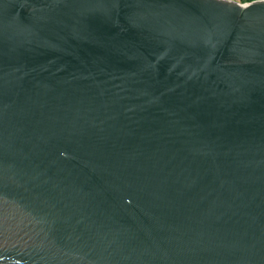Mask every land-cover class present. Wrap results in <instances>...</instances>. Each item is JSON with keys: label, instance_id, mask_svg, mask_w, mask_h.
<instances>
[{"label": "water", "instance_id": "water-1", "mask_svg": "<svg viewBox=\"0 0 264 264\" xmlns=\"http://www.w3.org/2000/svg\"><path fill=\"white\" fill-rule=\"evenodd\" d=\"M0 264H264V0H0Z\"/></svg>", "mask_w": 264, "mask_h": 264}, {"label": "rangeland", "instance_id": "rangeland-1", "mask_svg": "<svg viewBox=\"0 0 264 264\" xmlns=\"http://www.w3.org/2000/svg\"><path fill=\"white\" fill-rule=\"evenodd\" d=\"M232 1H234L236 3H239V4H246V3H248V2H246L247 0H232Z\"/></svg>", "mask_w": 264, "mask_h": 264}, {"label": "trees", "instance_id": "trees-1", "mask_svg": "<svg viewBox=\"0 0 264 264\" xmlns=\"http://www.w3.org/2000/svg\"><path fill=\"white\" fill-rule=\"evenodd\" d=\"M251 1H253V0H247L246 2H251ZM245 2V1H244Z\"/></svg>", "mask_w": 264, "mask_h": 264}, {"label": "built area", "instance_id": "built-area-1", "mask_svg": "<svg viewBox=\"0 0 264 264\" xmlns=\"http://www.w3.org/2000/svg\"><path fill=\"white\" fill-rule=\"evenodd\" d=\"M249 3V2H248ZM248 3H246V4H248Z\"/></svg>", "mask_w": 264, "mask_h": 264}, {"label": "flooded vegetation", "instance_id": "flooded-vegetation-1", "mask_svg": "<svg viewBox=\"0 0 264 264\" xmlns=\"http://www.w3.org/2000/svg\"><path fill=\"white\" fill-rule=\"evenodd\" d=\"M253 1H255V0H253ZM252 2V1H251Z\"/></svg>", "mask_w": 264, "mask_h": 264}]
</instances>
